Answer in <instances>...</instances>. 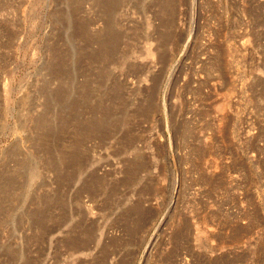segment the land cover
Here are the masks:
<instances>
[{
	"label": "rangeland",
	"instance_id": "rangeland-1",
	"mask_svg": "<svg viewBox=\"0 0 264 264\" xmlns=\"http://www.w3.org/2000/svg\"><path fill=\"white\" fill-rule=\"evenodd\" d=\"M0 264H264V0H0Z\"/></svg>",
	"mask_w": 264,
	"mask_h": 264
},
{
	"label": "bare ground",
	"instance_id": "bare-ground-1",
	"mask_svg": "<svg viewBox=\"0 0 264 264\" xmlns=\"http://www.w3.org/2000/svg\"><path fill=\"white\" fill-rule=\"evenodd\" d=\"M114 3V2H113ZM225 106V105H224Z\"/></svg>",
	"mask_w": 264,
	"mask_h": 264
}]
</instances>
